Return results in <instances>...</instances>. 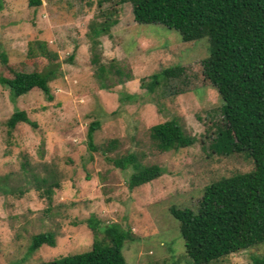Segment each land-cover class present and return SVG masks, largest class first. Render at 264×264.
I'll use <instances>...</instances> for the list:
<instances>
[{
  "label": "rangeland",
  "instance_id": "rangeland-1",
  "mask_svg": "<svg viewBox=\"0 0 264 264\" xmlns=\"http://www.w3.org/2000/svg\"><path fill=\"white\" fill-rule=\"evenodd\" d=\"M113 4L42 0L28 6L27 0H0V51L13 71L41 68L44 59L38 65H19L34 40L57 53L61 69L49 81L50 101L38 88L12 99L0 85V264H37L88 250L93 239L90 216L130 229L133 239L122 248L125 264H192L169 207L195 210L205 185L253 168L242 152L219 155L208 147L221 122V99L213 87L201 85L164 97L159 88L146 93L139 85L142 76L159 68L196 64L208 54L207 38L183 41L177 30L163 24L137 23L125 1L113 14L118 21L93 43L91 18ZM100 64L130 72L132 79L111 72L105 82L112 87L103 89L96 75ZM0 73L11 75L1 64ZM126 93L136 96L120 101ZM15 108L23 109L37 127L20 122L8 132L4 121ZM93 119L100 121L93 136L96 146L117 140L106 154L87 149L85 130ZM168 119L193 137L190 145L167 151L155 147L149 128ZM128 150L140 163L158 164L164 172L129 189L131 168L118 169L105 158ZM52 176L58 185L48 199L43 188ZM41 177L46 181L40 182ZM43 231L53 232L54 245L30 251L32 235ZM262 253L264 244H259L211 264H252V257Z\"/></svg>",
  "mask_w": 264,
  "mask_h": 264
},
{
  "label": "trees",
  "instance_id": "trees-1",
  "mask_svg": "<svg viewBox=\"0 0 264 264\" xmlns=\"http://www.w3.org/2000/svg\"><path fill=\"white\" fill-rule=\"evenodd\" d=\"M41 1L27 0V5L37 6ZM104 1H114V4L101 9L99 18H91L89 37L93 43L98 42L95 36L108 32L118 21L113 14L116 6L125 1L130 2L137 23L163 24L177 30L183 41L207 38L208 54L196 64L176 63L159 68L142 76L139 85L146 93L159 88L164 97L201 85L213 87L221 99V122L208 147L219 155L242 152L253 162L251 170L221 176L205 185L195 210L169 207V213L178 221L186 256L192 264H211L230 253L264 244V0H97L98 6ZM41 59L45 60L41 68L18 67L13 71L7 54L0 51V64L11 71L7 76L0 73V85L8 89L12 99L33 88H38L47 101L53 98L49 81L61 74L55 51L40 40L31 41L19 65H38ZM111 72L132 79L130 72L100 64L96 75L101 88L111 89L112 83L105 82ZM135 96L126 93L119 96V100L132 101ZM20 122L37 127L36 122L18 108L4 121L8 132ZM99 124L98 119L87 123L86 146L88 151L101 149L106 154L117 145V140L96 146L93 136ZM149 135L160 151L178 149L193 142V137L186 135L174 119L151 125ZM105 158L118 169L131 168L126 179L129 189L164 172L158 164L140 163L132 150ZM51 179L43 188L48 199L53 186L58 185L55 176ZM39 181L45 182L46 178L41 177ZM35 187L39 189L40 184L36 183ZM87 225L93 235L88 250L37 264H125L122 248L125 241L133 239L130 229L115 222L102 224L95 216L88 218ZM41 244L53 246V232L32 235L28 248L35 250ZM252 264H264V253L253 256Z\"/></svg>",
  "mask_w": 264,
  "mask_h": 264
}]
</instances>
